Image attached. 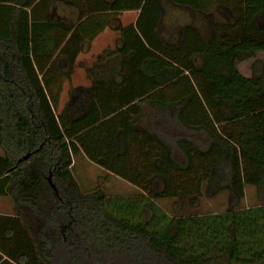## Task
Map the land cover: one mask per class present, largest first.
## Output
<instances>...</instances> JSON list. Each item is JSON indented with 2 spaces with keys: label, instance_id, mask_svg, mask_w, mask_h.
<instances>
[{
  "label": "trees",
  "instance_id": "trees-1",
  "mask_svg": "<svg viewBox=\"0 0 264 264\" xmlns=\"http://www.w3.org/2000/svg\"><path fill=\"white\" fill-rule=\"evenodd\" d=\"M47 1L0 0V197L14 211L0 225V264H264V239L248 246L238 239L253 224H241L237 210L245 186L264 200V66L255 61L251 79L236 69L264 52V0L217 1V11H230L226 21L211 17L204 36L185 26L172 47L156 38L158 0H115L120 11L140 12L135 28L122 32L119 54L125 73L143 80L115 105L60 114L48 95L53 64L45 72L35 65L34 14ZM167 1L199 17L211 7ZM81 153L142 190L146 197L132 202L140 218H125L121 202L101 190H80L72 158ZM204 185L209 195L230 194L220 227L164 215L155 204L187 197L196 205Z\"/></svg>",
  "mask_w": 264,
  "mask_h": 264
},
{
  "label": "crops",
  "instance_id": "crops-1",
  "mask_svg": "<svg viewBox=\"0 0 264 264\" xmlns=\"http://www.w3.org/2000/svg\"><path fill=\"white\" fill-rule=\"evenodd\" d=\"M114 2L115 0H48L35 11L34 17L39 25L36 33V48L39 52L35 65L43 67L45 72L53 64L46 80L49 82L48 95L56 99L57 114L67 106L70 113L85 112L91 104H95L100 110L101 105L107 108L106 101L111 99L113 101L109 102V106L115 105V99L134 95L138 89L135 83L138 87L142 82L140 76L125 73L123 65L127 61L119 54L124 45L122 32L127 28H135L140 12L120 11ZM202 16L208 20L211 17L214 20L218 18L217 13L210 9ZM210 26L202 20L201 24L194 27L204 36ZM158 30L159 28L156 38L161 40ZM181 35V30L171 33L169 41L176 46ZM48 51H53L50 61L46 60L48 54L45 52ZM107 53L116 54L108 56ZM258 54L262 55L264 52H258L255 58L236 64L237 71L244 79L252 78V64L255 61L262 63L261 59H256ZM41 77L42 74H38V78ZM261 80L264 93V73ZM127 82H133L134 86L127 87ZM75 158L89 163L81 153L72 158V167ZM13 217L12 203L8 198L0 197V225L5 222V218Z\"/></svg>",
  "mask_w": 264,
  "mask_h": 264
},
{
  "label": "rangeland",
  "instance_id": "rangeland-1",
  "mask_svg": "<svg viewBox=\"0 0 264 264\" xmlns=\"http://www.w3.org/2000/svg\"><path fill=\"white\" fill-rule=\"evenodd\" d=\"M210 1L212 4L209 8L210 11H215L218 16V18L215 19V22L224 23L227 17L230 16V11L225 10V8L217 11L215 9L216 2L220 0ZM158 2L162 8V19L158 30V35L166 47L175 46V43L169 41L168 36L171 33L182 30V28L185 26L194 25L197 27L199 24H201L202 20L206 24L212 26V22L208 19L202 18V15H200L202 17H199V14H192L189 10L175 7L167 0H158ZM259 24L261 27H264V21L261 22L260 20ZM255 37L260 38V35H256ZM257 58L261 59L262 64H264V54L256 55V59ZM82 59L84 60V58ZM148 110L150 109L148 108ZM143 121H145V118H143ZM0 155H4L1 147ZM132 159L135 165L140 166V168L144 167L143 165H146L143 164L144 162L142 163V159H140L138 152L133 155ZM72 175L82 192L101 190L106 198H109L112 201L121 202L120 207H123L121 214L125 218H140L139 212L135 209V207H133L134 205L132 203L146 197L140 188H137L118 177L108 174L105 171L99 170L96 165L94 166V164L92 165V163H88L81 158L76 159L75 164L72 167ZM159 183L160 187L162 188V183L160 181ZM201 191V197L199 198L197 204L193 206L190 205L189 199L187 197H180L179 200H157L155 201V204L164 215L170 217H196L200 218V220H203V225L211 226L214 224L217 227H220L218 223V220L220 219L219 217L224 216L228 212V207L230 205L231 198L229 192L226 190H219L218 192L209 195L206 193L205 185L202 186ZM243 193L244 197L237 206L239 214L238 217L241 219V224H247L248 227H250V224H253V228L249 230L248 233L240 232L238 239L245 246L250 245V243H256V245H260L261 241L264 239V221H262L264 219V215L263 212L260 213L264 210V200L259 201L256 190L253 187L245 186ZM212 219L216 221L213 222ZM256 220L257 224L255 226L254 223ZM226 227L227 226H225V229ZM203 229L205 228L203 227L200 231L204 232ZM245 229L247 228L245 227ZM227 239H229L228 234L226 232H221L220 237H218L217 240L219 243H225L227 242ZM218 263L222 264V261H219Z\"/></svg>",
  "mask_w": 264,
  "mask_h": 264
},
{
  "label": "water",
  "instance_id": "water-1",
  "mask_svg": "<svg viewBox=\"0 0 264 264\" xmlns=\"http://www.w3.org/2000/svg\"><path fill=\"white\" fill-rule=\"evenodd\" d=\"M48 183L52 186L51 181H50V177L48 178ZM52 188H53L54 191H56L53 186H52Z\"/></svg>",
  "mask_w": 264,
  "mask_h": 264
}]
</instances>
